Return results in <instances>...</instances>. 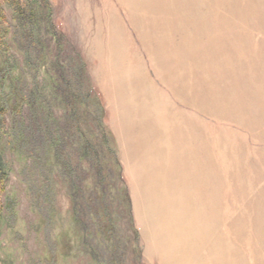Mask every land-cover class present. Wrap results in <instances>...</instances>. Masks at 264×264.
<instances>
[{"label":"rangeland","instance_id":"obj_1","mask_svg":"<svg viewBox=\"0 0 264 264\" xmlns=\"http://www.w3.org/2000/svg\"><path fill=\"white\" fill-rule=\"evenodd\" d=\"M108 1L135 46L125 54L111 48L102 7ZM114 2L48 0V10L42 0L0 1V162L8 175L0 196V264H161L134 154L138 133L150 141L141 130L152 89L144 94L145 86L136 83L130 91L128 83L138 76L134 53L164 97L191 115L194 110L154 76L125 11ZM117 65L124 67V89L114 76ZM59 71L79 102L81 128L56 88ZM107 136L116 157L106 153ZM62 159L79 169L82 193L73 187L74 175L62 173Z\"/></svg>","mask_w":264,"mask_h":264},{"label":"bare ground","instance_id":"obj_2","mask_svg":"<svg viewBox=\"0 0 264 264\" xmlns=\"http://www.w3.org/2000/svg\"><path fill=\"white\" fill-rule=\"evenodd\" d=\"M114 1L154 76L194 110L164 97L131 50L130 91L152 89L150 141L138 133L134 154L161 264H264V0ZM102 7L112 51L125 54L131 36L111 1Z\"/></svg>","mask_w":264,"mask_h":264},{"label":"trees","instance_id":"obj_3","mask_svg":"<svg viewBox=\"0 0 264 264\" xmlns=\"http://www.w3.org/2000/svg\"><path fill=\"white\" fill-rule=\"evenodd\" d=\"M1 1V0H0ZM17 4H19L20 0H14ZM42 2H44L45 4V7L50 10V6H49V3H48V0H42ZM52 32V35L55 36V38H59V33H57L55 31V29L51 30ZM57 80L59 81L56 85V88L57 86H59L60 88V91L62 93V95H64L65 97H67V101L65 102L68 106V110L70 111L71 115L73 116L74 118V122H75V125L80 127L81 128V123H79L80 121L78 120L79 117H80V112H79V102L77 100V97L75 95H73V88H72V85L69 83V78H66L65 75L59 71L58 72V78ZM61 83H63L61 85ZM72 95L71 97L68 96V95ZM69 99V101H68ZM98 125L99 126H103L104 127V123H103V119H99V122H98ZM65 132V130H64ZM105 141V148L108 147V150H106L105 152L110 155L111 157H116V151H114L113 147L111 146V141L109 139V137L107 136L106 139H104ZM93 159L96 160L98 159V153H96L95 151H93ZM59 154V153H58ZM59 159L62 158V156L59 154ZM64 162H63V172L62 173H69L70 176H73L72 177V184L74 185V189L76 190V192L79 194V193H82L83 189H82V186L80 185L79 182H82V176L81 174L78 172V168L74 165L71 164V162H69L68 160H64L62 159ZM100 169V168H99ZM99 171V170H98ZM102 170L100 169V174L102 173L101 172ZM8 179V175L7 173L4 171V168L0 162V196L2 195V193L4 192L5 190V186H6V181ZM102 183V182H100ZM104 194V193H103ZM2 211H3V204L1 202V199H0V217H1V214H2Z\"/></svg>","mask_w":264,"mask_h":264}]
</instances>
